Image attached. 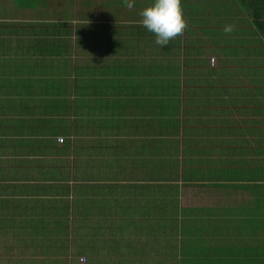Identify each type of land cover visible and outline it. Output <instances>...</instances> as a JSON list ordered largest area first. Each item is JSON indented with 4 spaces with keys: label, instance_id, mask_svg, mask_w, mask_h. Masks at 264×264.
<instances>
[{
    "label": "trees",
    "instance_id": "16d2710c",
    "mask_svg": "<svg viewBox=\"0 0 264 264\" xmlns=\"http://www.w3.org/2000/svg\"><path fill=\"white\" fill-rule=\"evenodd\" d=\"M10 1L27 18L19 23L0 19V29L6 32V39L11 36L7 41L11 38L14 41L10 47V42H4L6 40L0 32V56L6 58L0 66V164H4L0 176V253L5 256L3 264L32 262L31 259L24 260L30 250L36 251L34 256L43 254L40 257L47 259H51L49 252L52 250L66 251L75 243L76 235L81 234L73 233L72 227L90 239L96 234L162 236L163 241L130 240L125 244L127 250L135 254L145 246L152 250L150 243H160L159 249L153 248L155 252L167 250L173 255L174 262L180 264H208V259L219 260L217 264H264V165H258L264 152L258 151L263 149L259 140L242 142L245 146L221 147L200 145L190 140L192 135L186 141L189 143L186 145L189 161L194 166L192 171L202 185L217 186L218 189H251L253 205L236 209L226 207L218 211L180 207L175 185L158 187L157 195L152 197L151 191L147 193L136 185L130 186V183L110 184L112 176H123L127 164L119 165L118 158L125 157L127 161L131 154L129 149H116L115 145L110 146L105 154L99 152L102 158L98 163L92 159L88 161L89 165H96L95 171L85 173V179L94 178L93 183H87L83 176H76L74 185L69 162L66 166L61 165V158L70 156L75 134L84 131V107L74 103L72 98L115 95L124 83L122 80L129 78V72H133L134 80L146 77L148 83L161 81L157 84V91L179 90L182 83L180 72L184 66L181 58H201L207 39L199 37L197 51L181 47L183 33L166 47L157 46L154 34L140 23V12L153 0H134L132 8H128L124 0H90L87 6L79 5V10L73 9L74 0ZM186 2L181 0L183 17L187 25L199 30L209 16L196 8V2H193L195 6L191 1ZM239 4L248 9L256 36L264 41V0H239ZM98 11L102 14L99 18ZM219 35L223 37L221 43L226 45L225 39L230 35ZM219 35L209 34L210 38L216 36L215 49ZM103 48L106 50L101 52ZM108 53H113L112 59H107L104 64L97 63ZM245 61L248 64L241 68L244 74L250 76V81H254L252 75L257 76L258 92H264L260 86L261 78H264V58L256 49L253 57L248 55ZM7 68H12L11 75L5 74ZM185 68L192 71L191 75L198 74L205 81L208 85L205 89L216 87L214 80L206 78L210 73L204 61L198 65L187 64ZM85 82L92 85L87 88ZM69 89L71 98L68 100L65 97ZM242 90L239 89L237 95L242 94ZM31 100L38 104L28 103L27 106L26 102ZM171 100L178 102L180 98L177 95ZM46 105L47 110L38 111ZM96 109L100 112L101 106ZM102 109L107 113L117 112L109 106ZM153 110V107L150 110L148 107L139 108L135 115H141V118L146 115L143 122L147 125L150 113V123L152 126L155 123V142H159L164 131L178 135L180 129L186 127V122L178 126V121L169 117L163 108ZM260 110L253 108L251 112ZM115 116L112 120L118 125L126 126L130 121L127 114L122 118ZM50 117L52 119L47 120ZM97 124L107 127L104 118L97 120ZM140 128L144 135L148 134L146 126ZM257 142L254 151L253 145ZM245 148L251 150L253 160L235 152ZM216 149L221 150V156L213 155ZM72 152L80 154L84 150L78 147ZM50 155H55L56 162L49 160ZM137 155L140 156V151ZM236 156H240V160H236ZM260 163L264 164V159ZM116 170L117 174H112ZM196 174L186 178L194 180ZM126 194L134 198L126 197ZM114 207H123L130 215L117 225L111 221V226H107L108 230L117 232L101 233L102 224L106 222H97L95 218L102 219ZM179 236L185 240L180 241ZM216 236L225 240L217 243ZM49 238H52L50 245ZM42 241L46 243L42 244ZM36 244L38 246H34ZM205 250H214L215 253ZM240 250L255 253L258 257L255 260L236 258ZM181 253L184 258L178 261ZM190 254L196 256L189 257ZM58 262L56 260V264ZM210 264L215 263L211 261Z\"/></svg>",
    "mask_w": 264,
    "mask_h": 264
},
{
    "label": "crops",
    "instance_id": "0c3cea01",
    "mask_svg": "<svg viewBox=\"0 0 264 264\" xmlns=\"http://www.w3.org/2000/svg\"><path fill=\"white\" fill-rule=\"evenodd\" d=\"M196 3V8L203 12L206 17L209 16V20H204V24L199 27V30L193 25H187L183 32V42L181 44L182 48L185 46L184 50H196L199 47H197L199 31L202 34L249 35L254 30L248 9L246 7L244 9L239 4V0H196ZM23 11L27 13L26 8H23ZM25 18H27V15H23L21 9H16L10 0H0V19H7L5 21L7 23H19ZM216 23L219 25L216 26ZM226 27H230L231 31L226 32ZM1 30L2 28L0 32L3 35V40H6L4 42H12V38L7 41L11 36L6 39V32ZM192 33L197 34L190 35ZM185 34H187L186 36H188L189 40L185 39ZM1 35L0 43L2 42ZM215 40L216 36L206 41L210 45H205V48L214 50L215 46H213V42ZM105 50L103 48L100 51ZM200 54L201 58L196 56H193L191 59L189 57L181 58V64L184 66L180 72L182 83L179 90L157 91V84L161 81L152 80V83H148L146 77L143 78L144 80H140L139 78L134 80L132 79L133 72H129V78L125 81L122 80L124 83L118 87L115 95H108L106 97L102 95L103 98L91 95L82 98L83 101H80L81 97L74 99V103L77 102V105L84 107L86 115L84 131L83 133L75 134L73 137L74 144L68 157L70 161L68 158H61L69 162L70 175L74 185L73 179L76 176H83L87 183L95 182L94 178L91 177L85 179V173L96 168V165H89L88 161L92 159L94 163H98L102 158L99 156V152L105 154L110 146L115 145L116 149H129L131 154L129 156L130 159L127 161L125 157L118 158L119 165L127 164L123 169V176H115L118 178L112 176L110 184L119 185L121 182V184L126 185V183H130V186L136 185L140 190L151 191L153 193L152 197L157 195L158 187L167 185H175L178 188V186L186 184L189 188L202 189L204 192L209 190H217L219 193L227 192L226 190L233 191L230 188L218 189L217 186L202 185L199 182L198 175L192 171L194 166L189 161V151L186 148V145L189 143L186 141L192 135L190 140H195L198 144L204 146H238L237 141L240 140L244 143L247 141L252 143V141L259 140V144L263 146L264 101L257 98L259 100L256 103L260 106L252 107V101L248 97L251 96L250 94L264 97V92L255 93L250 91L237 95L238 90L235 89H229L230 91L216 89L215 87L213 89H205L208 86L205 81L197 76L198 74L195 76L191 75L192 71L185 68L187 64L198 65L200 62H203L204 53L201 52ZM112 58L113 53H108L107 55H103L97 63L100 61L104 64L107 59ZM209 59L210 57L206 62L207 66L211 64V60L209 62ZM217 62L221 63L218 60ZM207 69L209 73L215 74L217 71V73L221 74V69L218 70L217 67L215 69L208 67ZM200 72L203 73V71ZM87 84L92 85L90 82H87ZM185 85L190 86L184 88ZM214 85L216 86L215 83ZM85 87L89 88L90 86L85 85ZM85 90H83V93ZM177 95L180 98L178 102L171 100ZM243 100H245L243 106L239 105ZM139 104L143 106H138ZM98 106H101L100 112L96 109ZM103 106L112 107L117 112L115 114L104 112ZM146 107L149 110L153 107V111H157V108H163L168 112L169 117L178 121V126H183V123L186 122V127L184 128L187 130H184V128L180 129L178 135L164 131L162 137L159 138V142H155V123H153V126L151 125L150 113L147 125L144 124V120L147 119L146 115H143L144 118H141V115H135V111L139 108L145 109ZM238 108H240L239 111ZM253 108L261 110L260 112L252 113ZM247 110H250L249 113H247ZM123 114H127L130 117V121H128L129 123L126 126L125 124L118 125L113 122L112 118L115 115L121 116H115L117 118H122ZM100 118L105 119L107 127L97 124V120ZM144 126L149 131L147 135H144L143 130L140 128ZM258 130H260V133L257 132ZM240 131H242V135L247 131H249V134L245 133L246 137H242L238 135ZM78 147L82 151L84 150V153L80 152V154H77L72 152L77 150ZM138 151H140L139 157L137 155ZM220 151L219 149L214 150L213 155L216 157L221 156ZM54 161L56 162V157ZM146 161L147 163L145 164L144 162ZM108 173H111V171L109 170ZM112 174H117V170L112 172ZM192 174H196L197 178L194 180L186 178V176ZM211 191L209 192L211 193ZM72 194L73 191L71 192ZM127 196L132 199L134 198L132 195L126 194ZM131 202L134 203L133 201ZM92 238L90 239L92 242H103L101 252L104 256H99V254L97 256L95 254L97 256L95 260L96 264H180L179 262H174L173 255L168 253L167 250L165 252H155L153 248L159 249L160 243H150L149 247H152V250L145 246V249L141 248L138 250L141 252L135 254L130 253L125 244L130 240V242L139 240L148 242L154 239L155 241H163L164 238L162 236L96 234ZM88 248L95 252L93 245L87 246ZM96 252H99V249ZM194 256L196 255L190 254L189 257ZM181 258H184L182 253L179 255L178 261ZM99 259H102V261ZM28 263L31 262L28 261ZM0 264H3V262L0 261ZM86 264H89V261Z\"/></svg>",
    "mask_w": 264,
    "mask_h": 264
},
{
    "label": "rangeland",
    "instance_id": "374dc122",
    "mask_svg": "<svg viewBox=\"0 0 264 264\" xmlns=\"http://www.w3.org/2000/svg\"><path fill=\"white\" fill-rule=\"evenodd\" d=\"M82 1V3H77ZM148 1H152V0H148ZM185 1V0H183ZM186 1H191V4L195 6V4L192 2L193 0H186ZM74 5L73 9L79 10L81 7V5H85L87 6L90 2V0H74ZM194 2H196V0H194ZM188 3V2H186ZM80 5V6H79ZM78 8V9H77ZM97 18H99L102 14H100V12H97ZM59 19V18H58ZM187 19V18H186ZM216 26H218L219 24H215ZM241 28V26H240ZM253 30V29H252ZM193 34H197V33H192L190 35ZM187 34H185V39L189 40L188 36H186ZM227 35V34H226ZM199 37H201V39L209 40L210 36L209 34H202L199 31ZM197 36V37H198ZM192 38V37H191ZM223 37H219L218 42H217V49H214L213 51H208L207 48H205V50L203 51L204 53V64H206V62L209 59V62L211 59H213L214 63L213 64H209L208 67L215 69L217 67V69H221V76L219 75L220 73L217 74H213L210 73V75H207V80L211 79L212 81L215 80V84H216V89H234L236 88V90L239 89H243V92H257L258 91V86H257V82H255V79L257 78V76L252 75L254 77V81H250L249 77L250 76H246L244 73L245 71L242 68V66L248 64L245 59L248 57L249 58L253 57V54L255 52L256 49H258V51L260 52V55L262 56V58H264V41L263 39L259 36H256L255 31L253 30L251 32V34L249 35H242V34H232L230 36H228L227 39H225V44L221 43ZM14 45V41L10 42V47H13ZM206 45H210L208 43H206ZM3 48V46L1 47V49ZM185 48V46L183 47ZM213 53V54H212ZM213 57V58H211ZM6 60L5 57H1L0 56V66L1 65V61ZM221 61V67L220 64L217 62ZM245 61V62H244ZM224 62V63H222ZM226 68H225V67ZM12 68H7L6 69V73L7 75H11L12 74ZM209 77V78H208ZM1 78V75H0ZM262 81H260V86L262 88H264V78H261ZM86 86H90V84H87V82L85 83ZM190 85H185L184 88L189 87ZM237 86V87H236ZM261 91V90H260ZM251 96L248 97V99L250 101H252V107H256V106H260L257 105L256 101L257 100H263L264 101V97H260L258 96H254V94H250ZM67 99L71 98V92L70 90L66 93V97ZM259 98V99H257ZM72 100H74L72 98ZM246 100V99H245ZM243 100L239 105L243 106V102L245 101ZM80 101H83L82 98H80ZM18 102V101H17ZM47 102V101H46ZM28 103L31 104H38V102L36 100H31L29 102H26V105L28 106ZM84 103V102H81ZM245 105V104H244ZM264 106V104H263ZM45 108H38V111H43V110H47V105L44 106ZM240 110V108H238V111ZM238 114V113H237ZM47 116V115H46ZM46 116H44V119L46 118ZM43 118V117H42ZM52 118H48L47 120H51ZM260 125V124H259ZM246 134H249V131L245 132ZM244 133V134H245ZM242 135V131H240V133L238 135H241L242 137L245 135ZM246 137V136H245ZM53 140V139H52ZM55 140V138H54ZM32 141V140H31ZM56 141V140H55ZM33 143L31 144H35L34 141H32ZM237 145L238 146H245L242 143V140L237 141ZM263 147L264 146H260ZM257 148L256 143L253 145V150L255 151ZM263 149H258V151L262 150L264 152ZM224 150V149H223ZM244 150V149H243ZM237 154H239L240 156H246V158H249L250 160H253V153L251 152V150H249L248 148H245L244 151L238 149L235 151ZM251 152V153H250ZM226 154V153H225ZM55 155H50L48 158L50 161H53L55 157H53ZM240 156H236L237 158H235L236 160H240ZM260 159L258 160V165H264L262 163H260L264 157L261 156L259 157ZM34 160V159H33ZM36 160V159H35ZM61 165H67V161L62 159L61 161ZM247 166V165H246ZM245 166V167H246ZM4 168V164L1 163L0 164V176L2 175V171ZM261 172V171H259ZM178 192H177V200H178V205L180 207H189L191 209L193 208H210V209H216V210H221L224 209L226 207H230L231 209H236V208H240V207H248V206H252L253 204V196H252V192L250 191L251 189H248L246 191L241 190V189H235L233 191L230 190H226L227 192H220L219 191H211V193L209 191L204 192L202 191V189H198V188H189L186 184H182L180 186H178ZM1 187H0V195H1ZM7 206H9L7 204ZM132 213V212H131ZM130 215V213H128L123 207L121 208H112L110 209V211L107 213V215L104 217H102V219H99V217H96L95 219L99 220V222H106L105 224H102L103 226L101 228H103V231H101V233H110V232H117V231H110L107 229V226L110 225L111 226V221H113L114 225H117V223L120 221H122V219H127L128 216ZM234 215H230L229 217L231 219H235L233 217ZM73 225L77 226V224L73 223ZM71 231L73 233H81L76 235V241L75 243L72 245H70V248L67 249L66 251H58L56 250V252H49V255H51V259H47V258H43V257H39V255H43V254H39L38 256H34L33 252L36 251H28L25 254V258L24 260H28L31 259L32 262L31 263H26V264H56V260H58L59 262L57 264H86L89 261V264H96V258L99 254V256H104V254L101 252L102 251V245L103 242H92L90 240V238L87 236H82V232H78L75 231L74 228H71ZM87 232V231H86ZM89 233V232H88ZM29 237V236H28ZM31 237V236H30ZM244 237V236H243ZM180 241L185 240V238L183 239L181 236L178 237ZM217 239V243L221 242L222 239H224V237H219L216 236L215 237ZM31 238H29L30 241ZM51 240L52 238L48 239V245L51 244ZM200 240V239H199ZM225 240V239H224ZM141 242H143V240H139ZM46 242L42 244H45ZM256 244V243H255ZM254 244V245H255ZM93 245L94 247V251H91L90 248L87 249V246ZM34 246H38L37 244ZM53 249V248H52ZM99 249V252H96V250ZM54 251V250H52ZM214 250L208 251L205 250V252L207 253H211L214 254L215 252H213ZM61 254H66L61 255ZM95 254H97V256H95ZM190 256V255H189ZM29 257V258H27ZM207 260V257L204 256ZM246 258V259H257V255L254 253H251L247 250H243V252H241V250L239 251V253L236 255V258ZM5 260V256H3L2 253H0V261ZM100 261H102V259H99ZM213 261L215 264H217L219 262V260L217 259H208V264L211 263V261ZM24 261V262H25ZM45 261V262H44ZM11 264V263H9ZM207 264V262H206Z\"/></svg>",
    "mask_w": 264,
    "mask_h": 264
},
{
    "label": "clouds",
    "instance_id": "9594fccd",
    "mask_svg": "<svg viewBox=\"0 0 264 264\" xmlns=\"http://www.w3.org/2000/svg\"><path fill=\"white\" fill-rule=\"evenodd\" d=\"M128 8L134 6V0H124ZM140 23L148 32L155 36V44L161 48L181 35L187 27V21L183 17L181 0H153L150 6L141 12ZM226 32L231 28L226 27Z\"/></svg>",
    "mask_w": 264,
    "mask_h": 264
},
{
    "label": "built area",
    "instance_id": "2783aa9c",
    "mask_svg": "<svg viewBox=\"0 0 264 264\" xmlns=\"http://www.w3.org/2000/svg\"><path fill=\"white\" fill-rule=\"evenodd\" d=\"M214 63V61H213V59H211V64H213ZM61 140V139H60Z\"/></svg>",
    "mask_w": 264,
    "mask_h": 264
}]
</instances>
